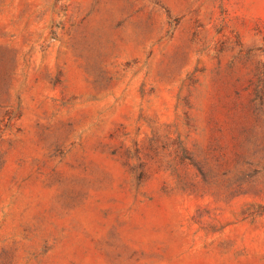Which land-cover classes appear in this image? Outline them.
Returning <instances> with one entry per match:
<instances>
[{
	"label": "rangeland",
	"instance_id": "rangeland-1",
	"mask_svg": "<svg viewBox=\"0 0 264 264\" xmlns=\"http://www.w3.org/2000/svg\"><path fill=\"white\" fill-rule=\"evenodd\" d=\"M0 264H264V0H0Z\"/></svg>",
	"mask_w": 264,
	"mask_h": 264
}]
</instances>
